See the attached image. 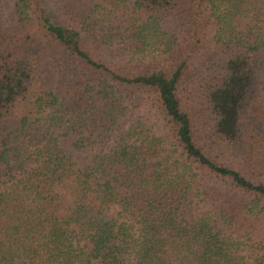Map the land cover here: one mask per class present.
Masks as SVG:
<instances>
[{
	"label": "trees",
	"instance_id": "16d2710c",
	"mask_svg": "<svg viewBox=\"0 0 264 264\" xmlns=\"http://www.w3.org/2000/svg\"><path fill=\"white\" fill-rule=\"evenodd\" d=\"M0 264H264V0H0Z\"/></svg>",
	"mask_w": 264,
	"mask_h": 264
}]
</instances>
